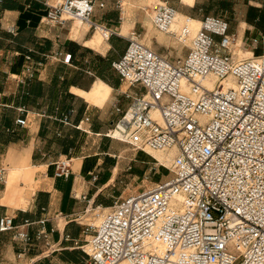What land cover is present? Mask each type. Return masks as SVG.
<instances>
[{
  "label": "built area",
  "instance_id": "2783aa9c",
  "mask_svg": "<svg viewBox=\"0 0 264 264\" xmlns=\"http://www.w3.org/2000/svg\"><path fill=\"white\" fill-rule=\"evenodd\" d=\"M44 4L47 23L79 19L104 40L116 34L92 19L103 0ZM175 12L163 1L151 21L186 46V54L171 60L131 32L111 66L141 91L125 93L131 103L115 107L120 116L105 133L117 139L113 131L127 135L133 128L137 143L117 140L144 152L169 151L172 174L116 198L99 225H87L85 264H264V48L253 54L259 39L252 38V55L238 58L226 19L204 15L193 32L188 16L172 26ZM61 121L69 123L65 115ZM70 161L55 160L54 176L67 178ZM14 228L11 216L0 217V231ZM17 237L29 240L24 231Z\"/></svg>",
  "mask_w": 264,
  "mask_h": 264
},
{
  "label": "crops",
  "instance_id": "0c3cea01",
  "mask_svg": "<svg viewBox=\"0 0 264 264\" xmlns=\"http://www.w3.org/2000/svg\"><path fill=\"white\" fill-rule=\"evenodd\" d=\"M44 1L0 0V217L11 216L17 226L0 231V264H85L81 247L92 233L87 225H97L95 215L116 199L110 182L119 162L133 160L137 176L149 163L140 150L131 148L127 156L97 137L119 118L115 107L130 105L125 93L141 91L121 81L111 66L135 32L136 20L129 25L117 0H103L92 19L116 31L104 40L99 29L90 34L93 28L86 24L47 23ZM178 2L172 4L176 11L195 21L203 15L195 18L194 9L207 4ZM250 6L254 14L248 21L255 22L263 7ZM112 90L121 99L110 103V118L109 109H101ZM64 115L69 123L61 121ZM64 157L71 158L70 175L54 176L52 163ZM18 231L27 232L29 240L19 239Z\"/></svg>",
  "mask_w": 264,
  "mask_h": 264
},
{
  "label": "rangeland",
  "instance_id": "374dc122",
  "mask_svg": "<svg viewBox=\"0 0 264 264\" xmlns=\"http://www.w3.org/2000/svg\"><path fill=\"white\" fill-rule=\"evenodd\" d=\"M54 2L55 0H50ZM118 5L123 11V21H127L129 25L136 20L135 26L133 27V31L136 34H139L138 39L150 46L152 49L157 52L167 55L171 60H175V58H180L187 51V47L176 42L175 39L170 37L169 35L158 31L154 25L152 24L151 17L155 11V7L160 4L163 0H117ZM205 2L206 0H200L199 3ZM169 5L178 4V0H169ZM261 4L262 11L259 13L258 20L255 22L248 21L250 20L254 14V10L250 4ZM186 7V6H184ZM264 0H225L224 3L218 4L217 2H212L206 9H202L201 11L194 9L195 18L199 19L202 15H219L225 18L229 24V30L236 35L235 45L232 46V50L236 54V56L245 57L251 55L250 51V40L252 38H258L259 42L257 44V48L253 54H258L264 48ZM188 16V15H186ZM193 18L191 16H188ZM181 20H184V17H180ZM73 22V21H71ZM244 22V23H243ZM123 23V22H122ZM183 23V22H182ZM192 28H196L192 23H190ZM88 26L86 27V29ZM129 30V31H131ZM95 30L91 29L90 34ZM127 30L126 33L129 32ZM126 35V34H124ZM159 41V42H158ZM162 43V44H161ZM250 50V51H248ZM50 61H56L55 58H50ZM119 91L112 90L111 95L108 102L104 104L101 109L102 112L109 115L110 111V103L113 101L115 97L120 98L118 96ZM112 118V115H109ZM109 127V126H108ZM112 128V127H110ZM123 136V135H122ZM108 139V143L110 145V149H124L125 155H130L132 152V146L126 142L110 138L108 136H97ZM122 140H126L125 138H120ZM132 140V139H127ZM129 141V142H130ZM90 145V144H88ZM140 153L145 157V159L149 162L146 164V171L142 176H137L133 171V160H131L130 164H126L119 162V165L116 167L117 170L115 172V176L113 180L110 182L112 189L115 190V198L120 196L124 197L133 191L147 189L153 186L155 183L166 180L171 176V171L169 169V163L171 158L169 151L167 152H154L148 151L144 152L140 150ZM114 159H117L116 157ZM160 161L161 165L154 164L156 161ZM128 166H130L128 168ZM112 193L109 192L107 197L109 199H113L111 197ZM115 200V199H114ZM101 214L103 211H99L97 216V221H101ZM125 264V263H123Z\"/></svg>",
  "mask_w": 264,
  "mask_h": 264
},
{
  "label": "bare ground",
  "instance_id": "6f19581e",
  "mask_svg": "<svg viewBox=\"0 0 264 264\" xmlns=\"http://www.w3.org/2000/svg\"><path fill=\"white\" fill-rule=\"evenodd\" d=\"M186 1H188V0H186ZM162 2H160V4H161ZM180 17H181V15L176 11L175 12V14H174V20H173V23H172V26L173 27H175V26H178V25H180L183 21H185V19H186V17H184V20H181L180 19ZM187 21H188V23H189V26H190V23H192L194 26H196V28H192L191 26V29H192V31L194 32L195 30H197L198 29V27H199V21H195V20H192V19H188L187 18ZM73 23L75 24V25H78V26H80L81 24H85V23H82L79 19H74L73 20ZM87 26H88V24H86ZM73 27V26H72ZM77 27V26H76ZM100 31V30H99ZM100 34H101V37H102V39H104L103 38V35H102V33L100 32ZM97 41L99 42L100 41V37H97ZM248 51H250V50H248ZM250 53H251V55H252V51H250ZM251 55H248V56H245V57H249V56H251ZM239 58H243V57H240L239 56ZM210 80H206V82H209ZM90 97V96H89ZM94 97V96H93ZM132 131H133V128H131L128 132H127V135L126 134H123V133H121L119 130H115V131H113L112 133H113V136L115 137V138H117V139H120V138H125L126 140L129 138V139H132L131 141L130 140H128V141H130V142H132V143H137L138 142V140H140V136H139V133H132ZM123 135V136H122ZM148 151H150V150H147V152ZM154 152H156V151H154ZM160 152H163V151H160ZM170 158H171V153H170V156H169ZM161 163V162H160ZM163 164V163H162ZM151 188V187H150ZM101 220H102V215H101ZM101 223V221L99 222V224ZM99 224H97V225H99ZM123 263H125L126 264V262H124V261H119V262H117L116 264H123Z\"/></svg>",
  "mask_w": 264,
  "mask_h": 264
},
{
  "label": "trees",
  "instance_id": "16d2710c",
  "mask_svg": "<svg viewBox=\"0 0 264 264\" xmlns=\"http://www.w3.org/2000/svg\"><path fill=\"white\" fill-rule=\"evenodd\" d=\"M212 2H217L218 4H222L225 2V0H207L206 6L203 7V9H206L209 5H211ZM205 5V4H204ZM204 16V15H203ZM216 16V15H215ZM218 16V15H217ZM220 17V16H219Z\"/></svg>",
  "mask_w": 264,
  "mask_h": 264
}]
</instances>
